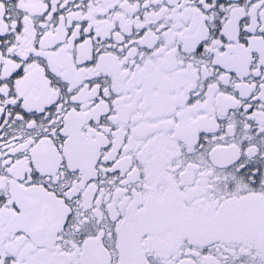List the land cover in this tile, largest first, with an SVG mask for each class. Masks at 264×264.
Returning <instances> with one entry per match:
<instances>
[{"label":"snow or ice","instance_id":"1","mask_svg":"<svg viewBox=\"0 0 264 264\" xmlns=\"http://www.w3.org/2000/svg\"><path fill=\"white\" fill-rule=\"evenodd\" d=\"M0 264H264V0H0Z\"/></svg>","mask_w":264,"mask_h":264}]
</instances>
